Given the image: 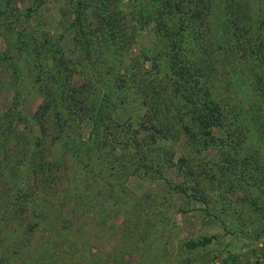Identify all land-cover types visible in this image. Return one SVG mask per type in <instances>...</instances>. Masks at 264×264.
<instances>
[{
  "label": "rangeland",
  "instance_id": "obj_1",
  "mask_svg": "<svg viewBox=\"0 0 264 264\" xmlns=\"http://www.w3.org/2000/svg\"><path fill=\"white\" fill-rule=\"evenodd\" d=\"M77 1L0 0V264H264V0H80L87 29H122L88 35L102 53L89 56ZM22 26L27 48L40 33L41 51L57 48L62 78L75 67L59 93L123 67L135 77L100 112L99 134L115 135L98 140L100 157L58 143L73 124L87 140L92 123L70 99L39 110Z\"/></svg>",
  "mask_w": 264,
  "mask_h": 264
},
{
  "label": "trees",
  "instance_id": "obj_2",
  "mask_svg": "<svg viewBox=\"0 0 264 264\" xmlns=\"http://www.w3.org/2000/svg\"><path fill=\"white\" fill-rule=\"evenodd\" d=\"M105 1V0H104ZM100 2L101 4L105 5V2ZM119 1V0H118ZM241 1V0H239ZM96 2H98L96 0ZM120 2V1H119ZM92 4V2H87L86 1H80L78 0L77 2H75V9L74 12L76 13L75 15V20L74 23L72 24V28L75 32V40L77 42V46L80 48V50H82V52L85 53V51H87L88 55L90 54L91 51L97 52L98 54H102L100 51H98V46L94 45L92 43V39L89 38L88 35L91 34L92 38H96L98 37L99 39H106L107 36L110 34L113 38L115 37L116 33L112 32V31H117V29L122 30L120 27H116L117 25L114 24L111 27L106 26L107 28L111 29V32L109 33L107 28H102V25H98L97 28L95 29H87V27H85L84 22H83V17L85 14V12L82 13V9L83 6H85L86 8L88 6H90ZM123 4V3H122ZM177 6H181L180 2L176 3ZM183 5V4H182ZM155 2H144V5L141 6V8H139L140 12L139 15H142V20L144 22V17L150 15V13L154 12V7H155ZM94 7V5H93ZM84 9V8H83ZM105 9V8H104ZM159 9V8H158ZM181 10V14H182ZM143 14H147V15H143ZM115 15V14H114ZM134 17V16H132ZM116 18V17H115ZM183 19V18H182ZM120 20V18H119ZM110 23V22H109ZM108 23V25H109ZM22 30L17 32V41H19V38L21 41H19V45H17L16 50H22L23 48L25 50H27V56H26V62L28 64V68L30 70V72H32L35 76L34 81L37 84V88L39 91V94L41 95L42 98V103L40 105L39 110L44 109L46 111V109L48 110L49 108H53L57 111L60 106H65V101H69V99L71 101H73V105L75 106L76 110H77V114H79L80 118L82 120H88L92 123V128H91V132L88 135V139L86 140L84 136H81L78 132V128L79 125L77 124H73L72 128L69 129H62L61 132H63V134H61L59 137L58 135H56V138L58 137L59 140V144L63 146L64 150L70 149L71 151V155L74 156L77 159H80V156H84L83 151L85 152L86 150L84 149L85 146L87 145H91L92 147L94 146L96 149L92 150V153H96L97 156L98 155V140L103 137V141L107 140L108 136H112L115 137V135L113 134V129L112 126L109 129V133L108 136L104 134L100 135L99 134V130H100V126H102V124L100 123L101 118H103V116L101 115V111L107 109L108 112L104 113V115H108V117H110V113L113 112V108H115L117 106V104L113 101L112 96L114 95V93L116 92V88L119 89L120 91H124V89L129 88V82L132 80H135V77H132L130 75H127V71L126 69L123 67L120 71V74L118 75V77L114 80V81H110L109 78H105V77H101L100 74H98V76H95L93 78L91 77H86L84 80V82L82 83L81 86H75L73 87V89L70 91V93H68V95H66L63 91H61L62 93H59L58 87L60 89V86H64L67 84L68 79L70 76H74L73 74H75V67H71L69 69L66 68V75L64 76V78H62L59 74L61 72V67L65 66V62L61 61V59H57V48H53L51 46L50 50H44L41 51L40 49H45L46 45H48V40H47V36L45 34H41V42L38 44L32 45L31 48H27L29 46L30 40L29 42L28 39H24V36L28 35L29 33L24 31L26 30V26H22ZM123 34V33H120ZM30 36V35H29ZM85 37V38H84ZM83 39V42L85 41L88 49H86V45H81V40ZM84 43V44H85ZM96 46V47H94ZM27 48V49H26ZM37 49L39 51H37ZM24 50V52H25ZM102 50V49H101ZM53 52V53H52ZM73 52V50H68L65 53L67 54H71ZM64 53V54H65ZM22 54V53H21ZM24 56V53H23ZM103 56H105V54H103ZM36 58V59H35ZM103 63V62H102ZM121 65V63H117V61H112V63H110L108 66H112L114 69L117 68L116 65ZM60 70V72H59ZM68 75V76H67ZM35 84V85H36ZM96 84H101L100 88L96 85ZM138 88H140L141 90L146 92V96L148 91H146L147 86L145 84V82H141L139 84L136 85ZM141 86V87H140ZM150 87V85H149ZM151 90L153 91V94L156 92H159V88L160 87H156L154 85H152V87H150ZM102 91V94L99 95V91ZM161 90V88H160ZM61 94H63V96H61ZM96 94V95H95ZM60 96V99L59 97ZM100 96L101 102L100 104L98 102H96L97 99H93L92 98H97ZM153 95L150 93L149 96H147L148 99H143L144 103L146 105H151V109H153V112L156 113H161V109L160 105H159V99L156 97H152ZM69 97V98H68ZM75 103V104H74ZM74 108V107H73ZM66 120V118L64 119ZM81 124H84L83 121L81 122ZM221 124V123H219ZM64 126V125H62ZM146 126V125H145ZM146 131H150V130H154L157 131V133H160L161 128H156V130L152 127V125H148L145 127ZM106 131V130H105ZM227 133L228 135H232V133H234V129H227ZM239 132H237V138H240V134H238ZM119 134H121V131L119 132ZM122 135V134H121ZM4 140V139H3ZM116 141H118L116 139ZM97 145V146H96ZM100 157V156H99ZM98 158V157H97ZM97 166L102 165V160L98 158L97 161Z\"/></svg>",
  "mask_w": 264,
  "mask_h": 264
}]
</instances>
